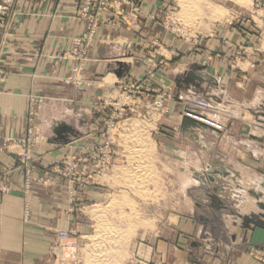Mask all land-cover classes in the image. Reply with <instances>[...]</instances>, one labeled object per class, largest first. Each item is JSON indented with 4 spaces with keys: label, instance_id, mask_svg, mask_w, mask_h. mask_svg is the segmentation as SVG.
<instances>
[{
    "label": "crops",
    "instance_id": "0c3cea01",
    "mask_svg": "<svg viewBox=\"0 0 264 264\" xmlns=\"http://www.w3.org/2000/svg\"><path fill=\"white\" fill-rule=\"evenodd\" d=\"M145 1L146 10L150 11L157 5L161 9L167 6L166 1ZM14 10L13 29L1 46V138H25L28 96H46V103L39 113L46 142L35 148V164L38 168L52 165L78 144L88 145L96 140L99 126L93 121L96 115L93 104L114 91L121 77L144 78L146 70L137 72L134 65L137 57L141 61L146 59L142 63H148L145 67L149 68L154 60L152 52H161L165 48L174 51L176 56L170 73L161 82L177 81L180 73L177 70L187 65L197 73L207 67L203 72L210 73L214 79L203 83L201 88L178 81L177 89L182 99L200 93L217 101L230 102L242 115L241 119L229 122L227 130L219 133L220 137L210 141L211 134L205 139L207 132L199 130L185 135L180 129L182 116L179 115L178 132L182 142L193 148V159L187 163L195 165L198 162V170L208 164L229 170L232 177L215 176V195L243 216L263 213L250 194L254 191L263 194L260 200L264 202V129L258 128L256 123L264 112V51L260 48L257 30L247 26L216 31V39L208 40L200 49L176 41L172 35L145 20L137 21L131 28L116 21H105L85 72L86 79L93 81L94 86L77 89L57 81V78L67 76L71 69V64L65 62L62 55L71 48L73 38L85 28L79 18L77 2L20 0ZM143 37L149 42L157 40L161 50L142 44ZM146 51L150 57H146ZM181 106L182 102L174 106L179 114ZM231 165L241 168V178L250 187L247 193L237 188L238 169H232ZM0 173H6L12 188L9 195L0 192V244L8 245L10 221H23L24 174L17 157L7 151L0 152ZM65 194L61 186L33 191L31 215L35 227H66L63 218ZM203 203V210L196 212L197 216L179 219L175 238L160 241L158 252L151 254L152 259L165 264H264V229L252 225L246 230L242 221L235 226L226 215L228 210L219 212L209 208L208 202ZM27 229L22 239L19 264H48L53 241L43 232H34L32 226ZM252 252L259 257H253ZM12 256L6 253L0 259L10 261Z\"/></svg>",
    "mask_w": 264,
    "mask_h": 264
},
{
    "label": "rangeland",
    "instance_id": "374dc122",
    "mask_svg": "<svg viewBox=\"0 0 264 264\" xmlns=\"http://www.w3.org/2000/svg\"><path fill=\"white\" fill-rule=\"evenodd\" d=\"M19 1L14 0L10 3L8 0H0V6L8 8L4 18L0 15V62L3 59L1 46L8 32L10 33L13 29L14 8ZM73 1L78 4L79 18L85 23V28L79 36L73 38L71 48L62 55L64 61L71 64L69 74L57 78L58 83L64 86L77 89L94 86L93 81L86 79L85 72L105 21H116L131 28L137 21L145 20L154 28L162 29L172 35L176 41L200 49L207 45L208 40L216 39V31L222 30L223 32L224 29L233 27L240 29L251 26L259 32L260 48L264 51V0H158L159 2L166 1L167 6L161 9L157 5L152 11L146 10L145 0H136L135 9L131 7V9H125L126 19H123L117 11H111L112 9L104 15L97 36L89 50L88 60L82 73V82L80 84L66 83L65 80L72 75L73 67L72 62L66 59V55L74 46L75 40L85 33L87 27V22L82 16L81 0ZM142 44H148L161 50V44L154 39L149 42L143 37ZM165 50L163 48L161 52H152L154 60L151 61L149 68L145 67L148 63H142L146 59L142 58L143 61H141L138 60L141 58L137 57L134 65L138 68L137 72L141 69L146 70L145 77L140 78L135 75L121 77L114 91L93 104L96 114L93 121L99 126L96 140L88 145L78 144L71 152L69 151L67 155H63L61 159H57L55 163L46 168L36 166L35 148L46 142L39 124V113L47 97L36 94L28 96V111L25 117L26 137H0V146H6V149L0 152L7 151L14 154L24 174L23 221L22 223L10 221L11 226L8 229L10 243L0 244V258L6 253L13 256L9 258H12L10 261L0 259V264L13 261L19 264L23 252L22 239L25 230L31 226L34 232H43L53 241L47 260L48 264H94L91 254L98 249L89 246L91 244L89 237L101 235L98 220L102 215L104 219L102 220V216L100 220L105 224L102 228L110 230V233L112 231V234L119 232L121 238L124 239H120L119 244L111 241L112 239L102 244V250L112 251L113 255L110 258L112 262L108 261L110 264H165L152 259L151 254L158 252L160 241H171L175 238L179 219L186 216H197L196 212L203 210V202H208L207 206L217 211L216 208L210 207V201L203 193L207 191L215 195L217 189L215 191L213 184L216 183L215 176L218 174H215V170L218 168L208 164L205 168L198 170V162L195 165L187 163L193 159V148L190 144L182 142L181 133L178 132L180 123L178 116H182V121L185 116H189L209 126L208 128L190 127L186 131L181 130L185 135L199 130L203 133L207 132L205 139L210 133L211 137L208 140H214L216 136H221L219 133L227 130L229 122L241 119L242 115L240 109L232 106L230 102L217 101L214 97L200 93L194 94L189 99H182L177 89L178 81L201 88L203 83H210L214 79L210 73L203 72V69L207 67L199 69L197 73L187 65L177 70L180 71L177 81L161 82V79L164 80L163 77L170 73L171 64L176 56L174 51ZM144 54L146 57L151 56L147 51ZM186 67L189 69L186 70ZM1 72L0 69V74ZM188 74H193L194 78L188 79ZM200 77L203 81H199ZM186 80L189 81L186 82ZM125 94H130L132 98L127 101L126 109L117 110L118 103ZM32 97L44 99V102L36 106L37 117L33 125L41 139L31 149L32 159H30L29 166L35 176L32 185L27 188L26 164L22 163L23 149L19 142L29 136ZM199 100H204L209 107L205 109L196 107ZM178 102H182L180 114L174 107ZM202 116L208 117L210 124L201 120ZM212 119L222 124V128L219 129L212 125ZM256 123L258 128L264 129L262 128L264 112ZM180 129H182V123ZM101 149H104L105 155L110 154L109 168L104 174L96 169V158ZM196 152L199 154L198 150ZM231 166L232 169L233 167L238 169L239 176H236L235 180L236 185L239 186L237 188L247 193L250 187L241 178V168ZM225 171L229 172L230 176H218L223 179L232 177L229 170ZM212 179L214 181H211ZM60 186L66 193V208L63 214L66 227L55 229L35 227L36 224L32 221L31 215L33 191L36 188L56 189ZM7 189L9 192L6 191ZM0 192L5 195L12 193L7 175L6 180H0ZM252 193L261 196L256 198ZM250 194L253 195L252 198L258 207V202H263L260 200L263 194L256 191ZM217 198L224 204L222 198L218 196ZM96 205L102 206L101 212L93 214ZM27 207L30 211L28 218H26ZM227 210L226 215L233 220V224L238 226L242 221L243 226V220L240 217L242 214L234 208ZM230 210H234L236 214H232ZM61 231L69 233L67 240L61 239L59 236ZM251 255L259 257L255 252Z\"/></svg>",
    "mask_w": 264,
    "mask_h": 264
},
{
    "label": "built area",
    "instance_id": "2783aa9c",
    "mask_svg": "<svg viewBox=\"0 0 264 264\" xmlns=\"http://www.w3.org/2000/svg\"><path fill=\"white\" fill-rule=\"evenodd\" d=\"M8 1L12 3L14 0ZM81 3L82 16L87 22V27L85 33L75 40L74 46L66 55V59L70 60L73 65L71 73L72 75L65 80L66 83L80 84L82 82V73L88 60L89 50L94 42L95 37L97 36L104 15L112 9L111 11H117L123 19H126V16L124 15L125 9L136 8V0H81ZM7 10V7L0 6V15L2 18L7 15ZM131 98L132 96L130 94H125L122 97L121 101L118 103L117 110H119L120 108L126 109L128 106L127 101L131 100ZM43 102L44 99H36V97L31 98L30 103L32 109L29 116V136L25 140L19 142L21 148L23 149V152L21 154V156H23L22 163L24 165L26 164L25 167L27 188L32 185L35 176L32 168L29 166L30 159H32L31 149L34 148L41 139L36 127L33 125L37 117L36 106L38 104H42ZM195 106L203 109L209 107L208 103H206L204 100H199ZM205 118L208 120H206ZM201 120H204L210 124V119L206 116H202ZM212 121V125L219 129L222 128V124H220L217 120L212 119ZM4 149H6V146H0V150ZM99 155L97 156L98 158H96V169L104 174L109 168L110 154L105 155L104 149H101L99 151ZM0 180H6V175L0 174ZM6 191L9 192V189H7ZM26 211V218H28L30 214L29 207H27ZM59 236L64 241L69 238V233L67 231H61Z\"/></svg>",
    "mask_w": 264,
    "mask_h": 264
},
{
    "label": "water",
    "instance_id": "95a60500",
    "mask_svg": "<svg viewBox=\"0 0 264 264\" xmlns=\"http://www.w3.org/2000/svg\"><path fill=\"white\" fill-rule=\"evenodd\" d=\"M210 76V75H208ZM194 78L193 74H188V79H192ZM189 80H186V82H188ZM199 81H203L202 78H199ZM193 127H204V128H208L209 126H207L206 124L195 120L189 116H185L183 118L182 121V130L186 131L188 128ZM215 174L224 176V177H228L230 176V173L225 171V170H215ZM211 181H214L213 179ZM216 191V190H215ZM200 194H202V192H200ZM256 198H260V196L252 193ZM203 195L205 196L206 199H208L210 201V207L212 208H216L217 210H222V209H230L228 208L225 204H223L218 198L217 196H215L214 194H211L210 192L205 191V193H203ZM199 206H201L199 204ZM258 207L263 211L262 214L258 215V214H251L249 216H242L240 215L241 219L243 220V228L246 229H251L252 225L254 227H259L264 229V202H258ZM232 214H236V212L234 210H230Z\"/></svg>",
    "mask_w": 264,
    "mask_h": 264
},
{
    "label": "bare ground",
    "instance_id": "6f19581e",
    "mask_svg": "<svg viewBox=\"0 0 264 264\" xmlns=\"http://www.w3.org/2000/svg\"><path fill=\"white\" fill-rule=\"evenodd\" d=\"M217 18V17H216ZM139 154V153H138ZM135 157V156H134ZM141 169V168H140ZM126 174V173H125ZM146 175V174H145ZM109 203V202H108ZM111 204H114V203H111ZM110 205V204H108ZM109 207V206H108ZM102 208L101 205H96L95 206V210L93 212V214L95 213H99L101 212L100 209ZM105 208V207H104ZM107 209V207L105 208ZM104 210V209H103ZM103 216V215H102ZM102 216L100 218H102ZM99 218V225H98V228L101 229L99 232L101 233V235L98 237V236H92V237H89V241L91 242V244L89 245L91 248L93 247H96V249H98V251H94L95 253H92L91 254V257H92V261L94 262V264H108L110 258L112 257V251H107L106 249L102 250L101 247H102V244L106 241V240H109V239H112L111 241H114L115 243H118L119 244V241L121 243V240H124L123 238H121V236L119 235V232H113L114 234H112V231L111 233L106 230L105 228H102V226H105V224L103 223L104 221H102L104 219V216L102 218V220H100ZM106 223V222H105ZM112 260V259H111ZM110 260V261H111ZM107 262V263H106ZM112 262V261H111ZM110 264V263H109Z\"/></svg>",
    "mask_w": 264,
    "mask_h": 264
}]
</instances>
